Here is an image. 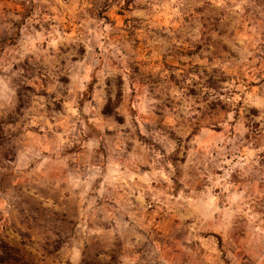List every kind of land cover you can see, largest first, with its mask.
<instances>
[{
    "label": "rangeland",
    "instance_id": "rangeland-1",
    "mask_svg": "<svg viewBox=\"0 0 264 264\" xmlns=\"http://www.w3.org/2000/svg\"><path fill=\"white\" fill-rule=\"evenodd\" d=\"M0 264H264V0H0Z\"/></svg>",
    "mask_w": 264,
    "mask_h": 264
}]
</instances>
